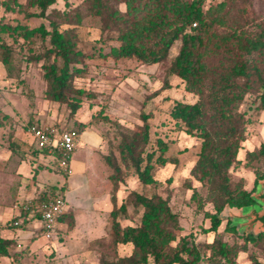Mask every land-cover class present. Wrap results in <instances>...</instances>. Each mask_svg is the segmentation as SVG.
Instances as JSON below:
<instances>
[{
	"label": "trees",
	"instance_id": "16d2710c",
	"mask_svg": "<svg viewBox=\"0 0 264 264\" xmlns=\"http://www.w3.org/2000/svg\"><path fill=\"white\" fill-rule=\"evenodd\" d=\"M116 1L124 2L126 9H117L106 0H87L90 12L100 18L102 32L116 33L115 39L119 43L110 50L114 58L135 57L144 65H153L167 60L174 45L180 42L168 72L181 78L186 89L199 99L194 103L176 101L170 114L186 126L189 135L202 140L192 174L208 185L209 201L214 208L206 213L211 221L206 231L218 232L227 218L223 215L227 208L247 209L249 214L258 210L257 187L264 182V171H256L252 189L245 188L242 183L233 185L229 171L240 163L238 154L246 139L247 120L244 112L239 111L246 94H257L264 109V21L257 25L256 32L246 30L242 24L229 25L223 14L228 13L226 2L206 8L205 0ZM14 2L18 4L16 0ZM56 2L28 0L30 8L38 9L29 15L47 19L49 28L44 23L35 28L5 23L0 24V32L16 33L25 40L35 36L49 40V46L33 55L34 60L43 61L45 97L49 101L67 103L72 111H76L86 94V90L74 82L83 74L86 58L79 47L78 31L84 16L78 9H50ZM3 4L7 10H13L8 1ZM223 27L225 29L221 30ZM12 53V47L1 41L0 60L9 76ZM144 118L142 131L123 139L120 154L123 163L133 167L141 185H157L159 181L153 175L155 151L143 155L149 140V125ZM81 126L86 127V124ZM13 136L11 132V145L16 142ZM158 144L160 154L156 162L159 165L176 163L177 159L165 157L168 145L162 140H158ZM55 155L58 157L57 153ZM248 156L251 161L264 157V143L249 151ZM104 158L113 169L111 179L121 181L122 167L114 153ZM50 193L60 195L57 191ZM197 195L194 190L193 197L197 198ZM112 198V242L117 246L131 244L132 251L112 259L103 254L101 264H203L205 261L208 264H238L237 251L224 241L216 239L198 244L186 237L179 238L175 232L179 228L178 216L168 199L160 194L147 195L132 190L119 205L114 195ZM130 207L140 215V223L123 225L121 219L129 216ZM229 212L226 228L236 231L234 226L231 227L232 213ZM62 218L73 226L72 214ZM253 227L249 225V232L243 235L246 244L264 239V228L254 233ZM12 243V240L0 239V254L8 255ZM252 262L263 264L256 257Z\"/></svg>",
	"mask_w": 264,
	"mask_h": 264
},
{
	"label": "rangeland",
	"instance_id": "374dc122",
	"mask_svg": "<svg viewBox=\"0 0 264 264\" xmlns=\"http://www.w3.org/2000/svg\"><path fill=\"white\" fill-rule=\"evenodd\" d=\"M5 1L10 3L13 10L6 9L3 4ZM16 1L19 5L14 0H0V24H22L35 28L44 23L49 28L47 19L29 15L38 12V9L30 8L28 0ZM106 1L117 9H126L124 2ZM221 2L228 4V13L223 14L229 25L242 24L246 30L256 32L257 25L264 21V0H205L206 8ZM52 8L66 11L78 9L84 16L78 29L79 47L86 55L84 71L74 80L77 87L86 90L81 106L72 111L67 103L49 101L45 97L43 61L34 60L33 55L44 46H49L48 39L35 36L25 40L16 33L2 31L0 43L4 41L9 44L13 53L10 76L0 60V127L8 126L14 130L23 128L29 133L32 123L41 122L60 131L80 132L85 128L81 124L97 126L109 142L107 154L114 153L122 167V180H112L113 169L105 162V155H98L100 163H105L107 167L104 176H108V190L111 194L116 193L118 205L132 190L147 195L158 193L168 199L170 207L178 216L179 228L175 232L179 238L186 237L188 241L198 244L216 239L224 241L237 251L235 259L238 264H252L253 257L264 264V239L247 244L244 241L243 235L249 232V225L254 226V233L264 228L260 222H249L252 216L247 218V209L227 208L223 213L230 218L228 213L231 211V227L234 226L236 231L227 230V218L223 220L218 232L206 231L211 226L206 213L214 211V208L209 201L208 185L192 174L202 140L189 135L186 126L174 120L170 114L176 101L194 103L199 99L198 95L186 89L181 78L168 72L170 62L179 51L180 42L174 45L167 60L157 64L144 65L135 57L116 59L110 55L111 47L119 43L115 39L116 33L102 32L100 18L90 12L87 0H57ZM239 111L244 112L247 120L246 139L238 154L240 163L232 166L229 174L233 185L242 183L245 188L252 189L256 171H264V157L251 161L248 156L249 151L264 143V109L261 108L259 96L246 94ZM144 117L149 125V140L143 155L155 151L153 175L159 181L157 185H141L133 167L124 164L120 154L123 139L142 131ZM158 140L168 145L165 157L177 159L176 163L159 165L156 162L160 154ZM76 156L84 162L90 161L84 144L73 153V158ZM54 175L60 182L65 181L63 175ZM194 190H197V198L193 197ZM256 206L263 209L264 202L258 200ZM121 222L123 225L139 224L140 215L130 207L129 216L121 219ZM131 251V244L125 247L112 243L104 255L112 259L115 255H128ZM203 264L208 263L205 261Z\"/></svg>",
	"mask_w": 264,
	"mask_h": 264
},
{
	"label": "crops",
	"instance_id": "0c3cea01",
	"mask_svg": "<svg viewBox=\"0 0 264 264\" xmlns=\"http://www.w3.org/2000/svg\"><path fill=\"white\" fill-rule=\"evenodd\" d=\"M10 132L16 140L13 145ZM83 144L90 161L72 156L70 172L65 173L58 157L39 149L30 132L0 127V239L13 241L9 254H0V264H101L113 243L110 214L112 197L117 195L109 192L108 176H104L107 167L98 159L109 151L107 138L97 126H86L79 132L75 152ZM54 174L63 175L65 181L60 182ZM52 191L64 196L63 215L72 214L74 224L69 226L60 218L54 235L47 238L40 216L25 213L22 206L39 203L46 195L53 196ZM15 221L20 224L14 225Z\"/></svg>",
	"mask_w": 264,
	"mask_h": 264
},
{
	"label": "built area",
	"instance_id": "2783aa9c",
	"mask_svg": "<svg viewBox=\"0 0 264 264\" xmlns=\"http://www.w3.org/2000/svg\"><path fill=\"white\" fill-rule=\"evenodd\" d=\"M29 132L36 139L37 146L41 150H47L51 154H58V162L62 171L70 172V161L76 150L79 133L76 130L58 132L51 125L32 123ZM65 198L62 194L53 195L47 199L33 204L27 203L22 206V210L31 216H40L42 222L43 235L51 238L56 230L60 218L65 213ZM20 221H15L14 225H19Z\"/></svg>",
	"mask_w": 264,
	"mask_h": 264
},
{
	"label": "water",
	"instance_id": "95a60500",
	"mask_svg": "<svg viewBox=\"0 0 264 264\" xmlns=\"http://www.w3.org/2000/svg\"><path fill=\"white\" fill-rule=\"evenodd\" d=\"M259 200H262L264 202V182L259 188ZM245 215L247 216V218L249 216H252L249 218V222H260L261 225L264 226V208H259L258 210L253 211L251 214H249V210H247V212H245Z\"/></svg>",
	"mask_w": 264,
	"mask_h": 264
}]
</instances>
